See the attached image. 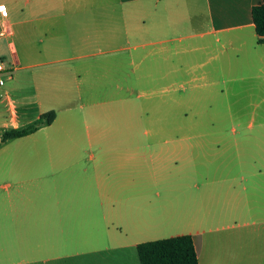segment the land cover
<instances>
[{"label": "crops", "instance_id": "0c3cea01", "mask_svg": "<svg viewBox=\"0 0 264 264\" xmlns=\"http://www.w3.org/2000/svg\"><path fill=\"white\" fill-rule=\"evenodd\" d=\"M259 1L0 0L1 75L14 80L0 86V137L51 109L55 118L44 126H58L59 111L69 115L72 100L80 110L87 106L93 120L99 100L89 76L98 70L100 54H112V63L132 64L137 57V66L149 55L163 61L176 56V64L160 73V80L179 73L176 88L162 86L165 91L193 93L227 83L219 90L225 112L217 163L207 160L203 144H176L206 133L158 129L141 131L152 141L135 147L89 141L22 151L67 155L59 163L50 157L34 163L14 151L0 169L12 174L18 192L40 183L45 197L44 209L16 212L14 225L25 228L14 233L9 249L30 255V264H139L138 243L189 234L198 264H264V42H257L251 17ZM211 92L207 105L218 94ZM232 97L241 104L237 112L230 109ZM82 121L88 139L116 134ZM75 133L62 125L47 135ZM164 144L171 146L163 150ZM200 155L205 161H197Z\"/></svg>", "mask_w": 264, "mask_h": 264}, {"label": "rangeland", "instance_id": "374dc122", "mask_svg": "<svg viewBox=\"0 0 264 264\" xmlns=\"http://www.w3.org/2000/svg\"><path fill=\"white\" fill-rule=\"evenodd\" d=\"M179 56L184 58V55ZM111 57L112 54L97 55L95 59L97 60L96 67L98 70L89 76V80L97 85L95 96H98L99 100V103L95 107L96 114L93 120H90L91 116L89 115L87 106L84 107V110H80L78 101L72 100L70 105L72 109L69 115L64 113L67 116L63 117V111H59V117L62 120L58 126L56 124L52 126L42 125L44 127H38L29 138H13L2 143L0 147V164L7 161L14 151L16 155L22 156V159L29 155L30 161L34 163L47 162L49 157L52 158V161L59 163L67 156L60 152H55L51 155L43 152L30 154L22 152L28 145L34 144L37 147H40L44 143L53 147L87 146L90 141L93 145L98 144L101 146H141L145 145L146 142L152 141L151 138L147 139L141 136L140 132L145 129H158L164 133H175L176 135L184 133L195 134L198 132L206 133L203 137H185L177 141L176 144L182 147L193 146L194 148L198 144H203L205 145L207 160H212L214 163L221 160V117L225 109L224 101L221 100L219 95V90L223 87L226 88L227 83L220 82L221 84L214 87L202 86L193 93L180 89L165 91L162 90V86H166V89L167 87L170 89L176 88V76L178 78L179 73L177 75L175 73V76H172L173 78L170 77L165 80L159 79L160 73L176 64V56L170 57L168 61H163L161 55H149L140 63V66H137L139 60L137 57L133 58L132 64L128 63V60H123L121 63L117 60V62L112 63L110 62ZM204 57L205 55H201L198 59L203 60ZM207 67L209 65L203 69ZM8 74L6 72L1 75L4 79L5 87L13 85L14 82V80L6 79ZM139 75H144L146 79H140ZM209 76L210 79L211 74ZM205 81L207 82L208 78L203 80V82ZM209 90L213 91L211 92L213 95L218 92L211 101V105H207L210 99L205 98ZM10 97L13 98V91H10ZM179 98H191L193 100L188 103L189 105L183 103L176 104V99ZM229 103L231 105L230 109L233 112L239 111L241 104L238 106V103L234 102L233 97L229 99ZM0 109L3 110V104H0ZM185 113L186 115H183ZM83 118L88 119L86 121V124L88 123L89 126L88 128H94L98 131L115 132L116 134L114 137L100 135L88 139L84 135L87 127L82 121ZM67 120L72 123L71 126L65 125ZM62 125L73 129L76 133L68 137L56 134V136L53 134L47 135L49 129H59ZM128 131L137 132V134H134L133 137H125L124 133ZM153 146L158 147V149L160 148V145ZM169 146L171 145L164 144L162 145V149L166 150ZM197 161L203 162L205 159L200 155L197 157ZM198 167L204 168L200 164H198ZM55 169L59 171V166H54ZM17 188L16 180L12 174L0 169V264H12L16 261H20V263L16 264H30L27 260L30 258V255L24 253V251L19 255L18 251H11L9 249V246L13 245L15 239L14 233L19 229L25 228L23 225L15 226L13 217L16 215V212L19 210L23 211L25 208L44 209V185L40 183L26 185L21 187V192H18ZM39 236L40 234L36 237ZM18 242L19 240L15 243ZM36 264L41 263L37 262Z\"/></svg>", "mask_w": 264, "mask_h": 264}, {"label": "trees", "instance_id": "16d2710c", "mask_svg": "<svg viewBox=\"0 0 264 264\" xmlns=\"http://www.w3.org/2000/svg\"><path fill=\"white\" fill-rule=\"evenodd\" d=\"M251 17L257 42H264V0L252 6ZM55 111L41 113L32 123L18 128L5 130L1 134L0 145L13 138H19L34 132L38 127L50 124ZM136 252L139 264H198L193 238L189 234L171 236L138 243Z\"/></svg>", "mask_w": 264, "mask_h": 264}, {"label": "built area", "instance_id": "2783aa9c", "mask_svg": "<svg viewBox=\"0 0 264 264\" xmlns=\"http://www.w3.org/2000/svg\"><path fill=\"white\" fill-rule=\"evenodd\" d=\"M5 70L3 62L0 60V86L4 83V79L1 76V73Z\"/></svg>", "mask_w": 264, "mask_h": 264}]
</instances>
